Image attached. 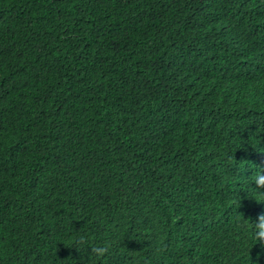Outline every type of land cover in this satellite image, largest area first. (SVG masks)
I'll return each mask as SVG.
<instances>
[{
	"label": "trees",
	"instance_id": "1",
	"mask_svg": "<svg viewBox=\"0 0 264 264\" xmlns=\"http://www.w3.org/2000/svg\"><path fill=\"white\" fill-rule=\"evenodd\" d=\"M257 165L264 0H0V264H264Z\"/></svg>",
	"mask_w": 264,
	"mask_h": 264
},
{
	"label": "clouds",
	"instance_id": "2",
	"mask_svg": "<svg viewBox=\"0 0 264 264\" xmlns=\"http://www.w3.org/2000/svg\"><path fill=\"white\" fill-rule=\"evenodd\" d=\"M257 169L253 175V182L256 185L255 189L258 196L264 197V166L257 165ZM254 227V238L258 241H264V215L258 218V222L254 224ZM79 242H83V237H81ZM91 253L103 257L107 254V247L94 246L91 248Z\"/></svg>",
	"mask_w": 264,
	"mask_h": 264
}]
</instances>
